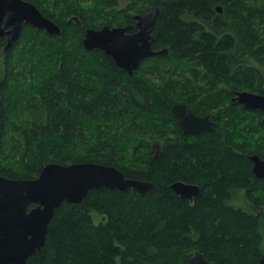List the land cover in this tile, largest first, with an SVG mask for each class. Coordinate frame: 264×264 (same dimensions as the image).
<instances>
[{
	"label": "trees",
	"instance_id": "1",
	"mask_svg": "<svg viewBox=\"0 0 264 264\" xmlns=\"http://www.w3.org/2000/svg\"><path fill=\"white\" fill-rule=\"evenodd\" d=\"M25 1L61 35L23 25L7 50L0 37V176L35 179L50 163L91 162L152 184L63 202L27 264H185L195 251L213 264H256L258 223L229 195L263 196L249 156L264 154V124L261 111L231 98L264 95V0ZM154 5L152 49L166 56L129 75L82 46L84 29L133 32V16ZM178 103L210 115L212 129L183 135L171 113ZM176 181L198 185L191 202L171 190Z\"/></svg>",
	"mask_w": 264,
	"mask_h": 264
},
{
	"label": "water",
	"instance_id": "2",
	"mask_svg": "<svg viewBox=\"0 0 264 264\" xmlns=\"http://www.w3.org/2000/svg\"><path fill=\"white\" fill-rule=\"evenodd\" d=\"M215 10L222 13L221 6H216ZM158 14L159 9L154 5L146 13L134 15L133 32H129L131 25L86 28L82 46L87 51L101 50L118 68L132 75L142 60L168 54L165 48L152 49V32ZM23 25L43 30L49 36L61 35L60 27L43 16L32 3L25 0H0V37H6L4 50L18 40ZM231 102L264 114V95L248 91L236 92ZM171 113L178 119L179 129L184 135L196 136L213 127L209 115L196 116L184 104L172 105ZM249 159L253 163L254 177L264 178V158L251 155ZM151 187L150 183L125 178L114 167L91 162L70 165L50 163L42 167L35 179L0 176V264H27V259L43 247L55 209L63 202L78 204L91 189H131L145 193ZM170 188L177 196L190 201L199 192L197 185L181 181L172 183ZM185 264L213 263L195 251L186 259ZM259 264H264V255Z\"/></svg>",
	"mask_w": 264,
	"mask_h": 264
},
{
	"label": "flooded vegetation",
	"instance_id": "3",
	"mask_svg": "<svg viewBox=\"0 0 264 264\" xmlns=\"http://www.w3.org/2000/svg\"><path fill=\"white\" fill-rule=\"evenodd\" d=\"M4 39L6 41V37H4ZM263 115L264 114L262 113V118H263ZM209 118H210V115H209ZM262 118H261V122H262ZM210 120H211V118H210ZM211 121L213 122V120H211ZM213 125H214V122H213ZM185 136H191V135H185ZM196 136H191V137H196ZM152 149L156 152H158V150H159L158 146L155 143L152 144ZM258 157L260 159H263L264 154L262 156H258ZM251 167H253V163H252ZM251 172H252V168H251ZM252 175H253V172H252ZM253 177H254V175H253ZM255 179H258V178H255ZM258 180H264V178H259ZM229 196H230V204L231 205H233L234 207H236L238 209H241L247 215L254 217L258 223V228H259L258 250H259V253L257 255L256 264H259L260 260L262 259L263 255H264V236H263V232H262V227L264 226L263 225L264 224V193H263V196L261 198L260 195H257L254 193L247 195L244 190L240 189V190L233 191L232 194ZM237 196L240 197V200L236 198ZM188 201H190V200H188Z\"/></svg>",
	"mask_w": 264,
	"mask_h": 264
},
{
	"label": "rangeland",
	"instance_id": "4",
	"mask_svg": "<svg viewBox=\"0 0 264 264\" xmlns=\"http://www.w3.org/2000/svg\"><path fill=\"white\" fill-rule=\"evenodd\" d=\"M126 2H127V0H119L118 6L121 8L125 5ZM236 198L240 200L239 196H237ZM92 217H93V220L95 223H98L101 220V217L96 213H92ZM262 232H263V236H264V226L262 227Z\"/></svg>",
	"mask_w": 264,
	"mask_h": 264
}]
</instances>
